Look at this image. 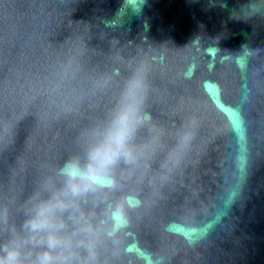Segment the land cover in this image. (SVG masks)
I'll return each instance as SVG.
<instances>
[{
  "label": "water",
  "instance_id": "obj_1",
  "mask_svg": "<svg viewBox=\"0 0 264 264\" xmlns=\"http://www.w3.org/2000/svg\"><path fill=\"white\" fill-rule=\"evenodd\" d=\"M140 61L161 136L118 174L119 264H264V0H0V209L22 221Z\"/></svg>",
  "mask_w": 264,
  "mask_h": 264
},
{
  "label": "clouds",
  "instance_id": "obj_2",
  "mask_svg": "<svg viewBox=\"0 0 264 264\" xmlns=\"http://www.w3.org/2000/svg\"><path fill=\"white\" fill-rule=\"evenodd\" d=\"M148 74L142 61L131 67L111 109L84 131L81 151L43 178L24 202L18 225L7 207L0 209V233L6 235L0 241V264H119L125 254L119 232L141 201L112 199L120 188L118 174L141 167L161 136L145 108ZM195 136L190 119L169 159L186 151Z\"/></svg>",
  "mask_w": 264,
  "mask_h": 264
}]
</instances>
